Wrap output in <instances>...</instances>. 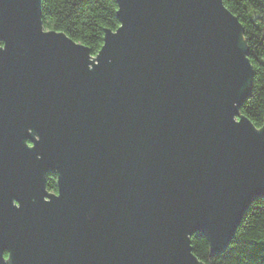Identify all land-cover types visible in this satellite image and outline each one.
<instances>
[{
    "label": "water",
    "instance_id": "water-1",
    "mask_svg": "<svg viewBox=\"0 0 264 264\" xmlns=\"http://www.w3.org/2000/svg\"><path fill=\"white\" fill-rule=\"evenodd\" d=\"M114 2L92 55L45 31L41 0H0V264H205L191 236L221 254L264 199L238 18L223 0ZM26 165L58 194L30 201Z\"/></svg>",
    "mask_w": 264,
    "mask_h": 264
},
{
    "label": "trees",
    "instance_id": "trees-1",
    "mask_svg": "<svg viewBox=\"0 0 264 264\" xmlns=\"http://www.w3.org/2000/svg\"><path fill=\"white\" fill-rule=\"evenodd\" d=\"M222 4L242 25L253 71L250 92L240 112L260 127L264 121V0H223ZM116 7L114 0H41V24L45 31L64 32L96 55L103 30L115 31L119 26ZM249 205L221 254L212 256L202 234H193L190 245L195 257L205 264H264V199Z\"/></svg>",
    "mask_w": 264,
    "mask_h": 264
},
{
    "label": "flooded vegetation",
    "instance_id": "flooded-vegetation-1",
    "mask_svg": "<svg viewBox=\"0 0 264 264\" xmlns=\"http://www.w3.org/2000/svg\"><path fill=\"white\" fill-rule=\"evenodd\" d=\"M29 147H32V143L26 141ZM57 173L55 171H43L38 166L35 165H26L21 166L19 171V181L21 184H25L26 187L32 194L27 196L30 201L38 200L40 197L35 192L38 191V186L40 183L43 185V189L46 194H50L52 196H56L58 194V187H57ZM22 186V185H21ZM23 196L20 195V199ZM50 198L46 195L43 196L42 201H49ZM6 256V253L4 254Z\"/></svg>",
    "mask_w": 264,
    "mask_h": 264
}]
</instances>
